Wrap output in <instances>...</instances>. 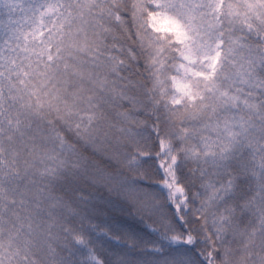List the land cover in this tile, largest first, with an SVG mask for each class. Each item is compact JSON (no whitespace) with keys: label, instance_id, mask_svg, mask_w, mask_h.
I'll use <instances>...</instances> for the list:
<instances>
[{"label":"snow or ice","instance_id":"obj_1","mask_svg":"<svg viewBox=\"0 0 264 264\" xmlns=\"http://www.w3.org/2000/svg\"><path fill=\"white\" fill-rule=\"evenodd\" d=\"M0 264H264V0H0Z\"/></svg>","mask_w":264,"mask_h":264}]
</instances>
